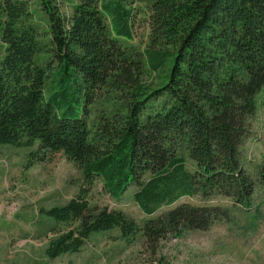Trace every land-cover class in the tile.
Listing matches in <instances>:
<instances>
[{
    "label": "trees",
    "instance_id": "1",
    "mask_svg": "<svg viewBox=\"0 0 264 264\" xmlns=\"http://www.w3.org/2000/svg\"><path fill=\"white\" fill-rule=\"evenodd\" d=\"M148 28L133 40L135 2ZM0 0V145L62 152L87 187L40 214L69 227L45 255L77 252L94 232L137 231L166 264L160 241L206 230L228 207L177 202L224 198L248 206L255 179L244 163L264 112V0ZM94 177L112 198L129 186L148 218L92 205ZM264 185V151L256 169ZM175 203V204H174ZM174 204V205H172ZM172 205V206H170ZM162 206H170L153 214ZM259 264H264L259 263Z\"/></svg>",
    "mask_w": 264,
    "mask_h": 264
},
{
    "label": "rangeland",
    "instance_id": "2",
    "mask_svg": "<svg viewBox=\"0 0 264 264\" xmlns=\"http://www.w3.org/2000/svg\"><path fill=\"white\" fill-rule=\"evenodd\" d=\"M73 1L61 0L63 9L69 12ZM133 5L131 43L141 47L148 28L141 10L143 4L136 1ZM34 150L36 146L0 145V264H137L150 257L140 230L123 238L117 227L90 234L77 252L47 257L44 251L49 240L69 226L42 216L40 210L65 204L88 185L82 171L62 152L28 164ZM263 151L264 112L258 108L252 135L246 142L244 163L256 182L249 205H235L224 198L202 201L197 196H182L175 203L221 205L228 207V213L206 230L186 229L179 236L168 235L160 241L156 257L166 264L263 263L264 185L256 178ZM134 190L131 185L119 198H112L103 181L94 177L87 198L92 205L123 211L141 227L148 216L133 200ZM170 206H162L153 216Z\"/></svg>",
    "mask_w": 264,
    "mask_h": 264
}]
</instances>
